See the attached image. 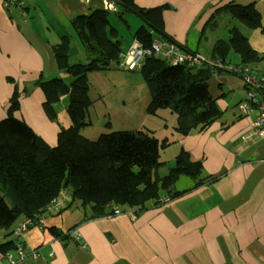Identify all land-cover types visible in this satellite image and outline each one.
I'll return each instance as SVG.
<instances>
[{
    "label": "crops",
    "instance_id": "0c3cea01",
    "mask_svg": "<svg viewBox=\"0 0 264 264\" xmlns=\"http://www.w3.org/2000/svg\"><path fill=\"white\" fill-rule=\"evenodd\" d=\"M22 1L26 16L6 10L0 0V122L7 118L15 88L31 89L21 97L15 116L55 146L58 133L71 121L57 125L50 120L43 109V92L33 84L40 75L59 76L52 46L66 33L63 28L71 27L77 15L106 8L107 0ZM135 3L142 8L168 5L170 9L163 13L166 34L203 55L210 54L217 40L230 38L229 34L227 39L208 43L203 31L215 11L226 4L255 3L264 24V0ZM221 18L230 24L227 15ZM245 36L256 51L264 53V31L252 30ZM221 79L225 84L227 78ZM231 81L233 90L245 88L243 80ZM220 98L216 101L223 114L206 130L182 136L174 131L177 119L163 129V139L170 143L167 149L176 145V155L185 150L193 161L202 162L199 179L183 176L171 192L161 194L160 204L121 207L116 216L92 218L91 209L80 202L58 214L48 212L43 228L32 225L19 239L29 253H38L37 259L29 254L24 264H264V139L253 131L254 115L243 116L236 108L229 111ZM53 229L63 236L57 237ZM10 239L16 241V236Z\"/></svg>",
    "mask_w": 264,
    "mask_h": 264
},
{
    "label": "trees",
    "instance_id": "16d2710c",
    "mask_svg": "<svg viewBox=\"0 0 264 264\" xmlns=\"http://www.w3.org/2000/svg\"><path fill=\"white\" fill-rule=\"evenodd\" d=\"M115 2L116 11L94 9L88 15H77L71 20V26L88 53V63L69 62L68 36H62L60 42L52 46L57 69L69 73L72 83L67 85L60 77L44 79L43 75L35 82L45 98V114L52 121L56 120L54 105L65 94L69 95L67 111L71 125L61 129L55 146L48 145L15 116L21 108V97L30 90H14L7 118L0 122V231H6L8 237L0 244L2 252L16 248L17 238L16 241L10 239L15 223L29 219L36 224L61 192L70 201L65 209L80 202L81 206L91 209L92 218H97L112 214L114 206L121 209L160 204L161 194L171 192L181 177L199 179L202 175V162L193 161L188 152L181 150L169 174L160 177L158 170L164 167L161 152L170 143L167 139L159 141L150 130L102 134L95 141L81 135V129L91 122L88 118L92 105L88 73L109 66L123 52L117 29L111 23L114 16L137 15L142 25L134 32L133 39H138L145 47H150L155 40L176 42L164 29L163 13L170 9L168 5L142 8L135 0ZM223 14L251 30L264 31L263 18L255 3H229L216 10L207 21L203 30L205 36L207 31L219 27ZM92 44H96L98 50H94ZM182 48L195 52L184 45ZM231 52L241 59L236 65L264 64V54L253 49L248 37L236 27L230 30L228 41H216L209 55L231 64L227 61ZM142 62L139 70L151 95L147 107L149 115L170 110L177 116L174 131L182 136L195 130L204 131L221 118L223 113L208 88V81L214 74L210 69L193 71L185 66H174L157 55L147 56ZM182 193L185 191L173 196ZM52 232L57 237L63 236L54 229Z\"/></svg>",
    "mask_w": 264,
    "mask_h": 264
},
{
    "label": "rangeland",
    "instance_id": "374dc122",
    "mask_svg": "<svg viewBox=\"0 0 264 264\" xmlns=\"http://www.w3.org/2000/svg\"><path fill=\"white\" fill-rule=\"evenodd\" d=\"M227 18L230 20V24L225 19L219 18L220 25L217 31L209 30L206 32L205 38H209L206 42L210 43L218 38L227 39L230 34V29L234 27H238L244 35L252 31L237 19L233 20L229 16ZM111 23L117 29V38L122 42V56L112 60L109 66L102 69H94L88 73L89 97L92 101L88 118L91 122L89 126L82 128L80 133L87 139L95 141L102 134L120 131L150 130L159 141H163L165 124L171 125L176 122L177 116L168 109H163L156 115H149L147 113V107L151 100L150 90L139 70L143 62L135 70H128L124 67V63L127 62L126 52L132 45L134 40L133 34L142 25V20L134 13H130L125 16H114ZM63 29L66 31L64 36L70 37L69 62L71 64L88 63L90 60L88 59V53L85 51L74 28L71 26ZM200 51L204 52L203 47L200 48ZM227 61L231 65H236L240 63L241 59L239 55L231 52ZM249 67L258 74H264V64H256ZM223 76L227 78L226 82H224L225 84H223V80L221 79ZM56 77H60L67 85H70L73 81V77L65 71H60L59 76ZM229 79L240 80L241 78L227 72L214 73L208 81V88L215 99L220 98L222 93H225L226 95L220 99H223L230 106L228 110L230 111L231 108H236V112L241 113L237 102L240 100L245 101L248 98L247 89L241 88L233 90L231 88L232 81ZM33 85L35 86V83ZM29 90L31 92V89ZM68 104L69 95L65 94L54 105L56 109L55 124L67 125V122L70 120L67 111ZM51 129L48 128V131H51ZM44 141L49 145L45 139ZM176 147L174 145L171 149H166L161 152L160 160L164 162V167L158 170L160 177L168 175L174 167L176 157L174 150H176ZM185 178V180H190L188 177ZM19 222L20 220L15 223L13 228H16L22 223ZM6 233V231H0V244L8 239Z\"/></svg>",
    "mask_w": 264,
    "mask_h": 264
},
{
    "label": "built area",
    "instance_id": "2783aa9c",
    "mask_svg": "<svg viewBox=\"0 0 264 264\" xmlns=\"http://www.w3.org/2000/svg\"><path fill=\"white\" fill-rule=\"evenodd\" d=\"M1 3L6 10L14 9L20 11L24 16L27 14L26 6L22 0H1ZM105 4L106 8L111 11H116L118 8L116 2L111 0H107ZM180 45L168 40H155L150 47H145L138 39H135L126 53L127 62H123L124 67L128 70H135L145 57L157 55L166 58L174 66H185L193 71L208 68L214 73L220 70L240 77L247 89L248 98L239 103L238 107L243 116L254 115L253 131L264 139V74L261 75L254 72L249 66L231 65L220 58L187 51ZM66 205L67 196L61 192L49 204L48 212L58 214L65 209ZM120 213H122L121 209L114 206L111 216H116ZM32 225L43 228L45 219H39L36 224L29 219H25L19 224L14 230V235L17 238L16 248L10 252L0 251V264H24L29 254L33 259L38 258L37 252L29 253L25 244L19 240L21 235Z\"/></svg>",
    "mask_w": 264,
    "mask_h": 264
},
{
    "label": "water",
    "instance_id": "95a60500",
    "mask_svg": "<svg viewBox=\"0 0 264 264\" xmlns=\"http://www.w3.org/2000/svg\"><path fill=\"white\" fill-rule=\"evenodd\" d=\"M92 48L94 50H98V46L96 44H92ZM107 65H108V63H104V66H107Z\"/></svg>",
    "mask_w": 264,
    "mask_h": 264
}]
</instances>
